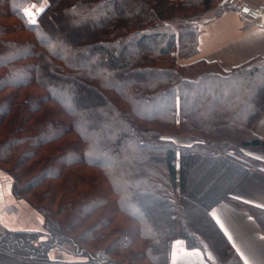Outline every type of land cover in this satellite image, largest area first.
<instances>
[{
  "label": "trees",
  "instance_id": "obj_1",
  "mask_svg": "<svg viewBox=\"0 0 264 264\" xmlns=\"http://www.w3.org/2000/svg\"><path fill=\"white\" fill-rule=\"evenodd\" d=\"M40 1L0 0V164L10 165L16 199L45 184L37 199L58 208L52 211L40 203L35 208L48 235L0 233V263L9 264L4 255L13 252L36 264H78L53 259L63 242L88 259L86 264L94 263L93 252L81 245L104 240L108 234L102 227L109 220L102 214L88 217L113 201L95 174L84 177L89 189L77 190L80 178L63 175L67 159L68 165L101 168L120 211L136 220L142 247L130 249L128 264H168L175 238L211 255L216 264H243L209 210L226 199L247 208L264 231L263 210L228 196L248 167L229 152L264 149V142L249 131L264 110V61L229 72L203 60L175 63L197 52L199 26L237 9L236 0H46L33 24L25 10ZM64 9L71 24L57 18ZM208 10L213 13L206 17ZM45 17L59 25L62 37L51 35ZM174 19L176 30L170 25ZM120 74L130 79L120 83ZM33 87L44 92L35 93ZM90 101L96 104L78 108ZM51 103L69 114V125L65 118H53L50 109L41 111ZM152 106H162L161 112L154 113ZM175 113L178 130L197 135L193 144L177 147L159 132L174 124ZM73 131L81 140L66 138ZM85 153L94 156L85 159ZM196 158L205 166L235 160L236 174L220 194L208 188L202 199L194 197L197 185L190 167ZM25 162L32 163L34 172L22 185L19 177L30 173ZM50 180L56 185L48 186ZM55 215L60 217L54 220ZM116 233L123 248H129L128 232L118 228Z\"/></svg>",
  "mask_w": 264,
  "mask_h": 264
},
{
  "label": "crops",
  "instance_id": "obj_2",
  "mask_svg": "<svg viewBox=\"0 0 264 264\" xmlns=\"http://www.w3.org/2000/svg\"><path fill=\"white\" fill-rule=\"evenodd\" d=\"M236 6H240V9L236 7L224 11L199 26L197 52L185 63L198 60L213 62L222 71L229 72L244 64L264 61V0H236ZM242 7H246L249 12L243 13ZM257 8L262 9L261 15L255 12ZM249 131L264 142V110ZM241 151L256 160L257 164L245 170L231 186L228 196L264 211V149L258 146L242 147ZM209 213L212 219L215 213L222 222L232 239L229 241L225 237L232 247L235 245L233 249L243 264L245 261L248 264H264V231L247 208L238 207L224 199L213 205ZM40 228L39 215L16 199L11 182L0 176V233L38 232ZM177 241L183 244L177 254V264H216L201 249L187 248L181 238L171 241L168 264H173V245ZM184 252H198L200 256H184Z\"/></svg>",
  "mask_w": 264,
  "mask_h": 264
},
{
  "label": "rangeland",
  "instance_id": "obj_3",
  "mask_svg": "<svg viewBox=\"0 0 264 264\" xmlns=\"http://www.w3.org/2000/svg\"><path fill=\"white\" fill-rule=\"evenodd\" d=\"M47 4L46 0H42L39 2L38 5L36 6H30L27 9H33V11H35V9H40V8H44L45 5ZM213 4H217L216 2H213ZM212 4V5H213ZM215 6H213L212 9H214ZM238 9H240V6H237ZM26 9V10H27ZM67 11L64 9L62 11H60V15L57 16L58 19H65L69 22V24H71V20L69 18H67L65 16V13ZM49 13H53V11L49 12ZM213 13L212 10H208V12L206 13V17L211 16ZM178 15V14H177ZM53 20H54V15H53ZM52 18H48L45 17L46 19H49L50 21V33L53 36L56 37H62V34L60 32L61 28L59 27V25L53 23L51 20ZM176 18H178L176 16ZM178 21L176 19L172 20L170 22V25L172 27V29L176 30L178 28L177 25ZM93 24L91 25H87L88 27H86L88 30H91V28H93ZM73 26V25H72ZM79 29V28H77ZM9 36L15 37L16 35H12L10 34ZM19 37V36H17ZM41 41H45L44 37L41 36V38H39ZM89 42V41H88ZM189 57H185V58H179L176 59L175 63L177 66H181V65H185L188 63H185V60H187ZM254 64H260V62L258 63H254ZM23 77L22 74H19V79H21ZM25 77V76H24ZM153 78H155L154 76H152ZM126 79H130V77L124 76L123 74H120L118 76V80L120 83H123V81H127ZM121 80V81H120ZM113 83L117 82L116 80H111ZM49 83V82H48ZM118 83V82H117ZM33 87V89L31 91L35 92V93H43L44 91L42 89H35ZM261 91H263L264 93V87L261 88ZM264 96V94H263ZM96 103L95 102H85V103H81L79 104L78 108H87V107H91L94 106ZM56 106L54 108V106ZM51 106V107H50ZM163 106V105H162ZM162 106H158L155 109V106H152L154 110V113L157 112H161V107ZM252 106V105H251ZM253 106H254V102H253ZM160 108V109H159ZM41 111H45L50 109L51 110V116L53 118H57V119H62L65 118V121L68 123L67 125H69L70 123V119L71 117L69 116V114L66 113L65 110L62 109L61 106H58L57 104L51 103L50 105H43L41 106ZM144 113L146 114V116L149 115V111L144 110ZM39 113H36L35 115H38ZM177 113H175L174 115V124L172 123L170 126L168 125H163L160 128V133L162 134V137L165 139H169L170 141L173 142V145L177 146V147H182V146H188L193 144L195 141V138L197 137V135H193L190 134L189 132L185 133V132H180L178 129L180 127L179 123H178V115H176ZM252 125V124H251ZM158 130H159V125L157 126ZM67 139H71L73 141H79L81 140V135L78 132H70L67 134L66 136ZM59 144V142H58ZM242 148V147H241ZM241 148H239V152L240 154L235 155L232 152H229L231 154V156L241 159L245 164H247V168L255 166L257 164V161L250 158L249 156L245 155L242 153ZM45 153L42 154V156ZM85 159L86 158H91L92 156H94V154H84ZM69 160L65 159L63 161L64 163V173L63 175H67L71 180H76L77 177L80 178L79 179V186L77 187V190H84L87 189L89 186L86 183V179L84 178L87 175H98L100 181L97 183L98 185L101 186V189L104 190L106 193L109 192L108 198H110L113 201V204L108 205L107 207H103L102 208H97L92 212V216L88 217V218H96L99 215L101 216L104 215L105 219L109 220V223L107 226H103L102 227V232L108 234L106 235L105 239L102 240L101 242L98 243H94L91 245H81L85 250H87L88 252H94L98 251V250H102L105 251L104 253L113 261L111 264H128L127 262V257L129 254L130 249L133 250H140L142 247V241L139 240L138 236L136 235V227H137V222L136 220H133L132 217H130L129 215L122 213V211H120L119 207L116 205V198H115V193H114V188L111 186L110 182L106 181V178L103 177V174L101 172V168L98 167V169H90V168H85L84 166H82L81 164H75V165H68ZM227 161H221L220 163H215L213 165H204L205 163L202 161V159L200 158H196V161H194L191 164L190 167V176L191 179L193 180V182L197 185V188H195L194 190V197L198 196L201 197V199L205 196V190H207L208 188L211 189L213 188L214 193L213 195H217L220 194L226 187V185L232 180V178L235 176L236 174V167L234 166V164L232 162H234L233 160H228ZM30 162H25V164H23V167H26V170L29 173V175L27 177H19V182L23 183L22 185L25 184V182L27 181V178L31 177V174H33L34 170L31 167ZM239 163V162H238ZM101 165L104 164V161H102L100 163ZM9 166L10 165H5V164H0V176L3 179L9 180L11 182V189H12V177L11 175L7 172L9 171ZM22 167V168H23ZM31 168V169H30ZM57 168H53L52 169V173L56 174L57 172ZM207 170V171H206ZM205 171V172H204ZM16 174V172H15ZM70 175V176H69ZM77 182V181H76ZM51 183H54L53 180H50V182H47V185H51ZM53 186L56 184H52ZM51 185V186H52ZM90 188V187H89ZM88 188V189H89ZM44 189H47V186L44 185H40L38 187H36L34 190L32 191H26V192H22V198L18 199L20 200L25 207H27L30 211L37 213L40 217V222H41V228L40 231H38L41 235H48V233L46 232V230H44L43 228V217L40 214L39 211H37L35 208L37 205L40 204H45L47 206L48 209L52 210V211H56L57 210V205L55 203H52V205H49L47 202V200H38L37 196L41 193V191H43ZM208 189V190H209ZM34 196H36V198H34ZM74 197V196H71ZM197 198V197H195ZM209 199V198H206ZM205 199V200H206ZM154 201V200H153ZM43 202V203H42ZM146 213V211H145ZM90 216V215H89ZM145 216H147V213L145 214ZM60 216L59 215H55L54 220L58 219ZM195 227V225H193ZM119 229H124L126 230L128 233V240L130 241L129 248H123V243L121 242L120 238L118 239L117 237H121V235L119 236L118 233L114 234L115 231H118ZM117 229V230H115ZM27 232V231H26ZM28 232H33V231H28ZM75 233V231H74ZM126 234V235H127ZM67 235L71 236L72 238L75 237L73 236L72 233H68ZM117 238V239H116ZM119 240V241H118ZM117 241V242H116ZM76 242V241H75ZM112 244V245H111ZM110 245V246H109ZM109 247V249H108ZM58 252V256H55V253ZM93 254H91V257L93 258ZM6 255V256H5ZM4 257L6 258L7 261H9V264H36L33 261H26L23 258L18 257V255H14L13 252L9 255V254H5ZM52 256L53 259L57 260V261H62V262H68V263H84L86 264V262H88L89 260L86 259L85 257L80 255L79 251H76V249L70 244V243H66L63 242L62 244H60L59 249H55L52 252ZM4 258L2 259V261H6ZM94 260V258H93ZM94 263L89 262V264H95V260L93 261ZM1 264V263H0ZM4 264V263H3Z\"/></svg>",
  "mask_w": 264,
  "mask_h": 264
},
{
  "label": "snow or ice",
  "instance_id": "obj_4",
  "mask_svg": "<svg viewBox=\"0 0 264 264\" xmlns=\"http://www.w3.org/2000/svg\"><path fill=\"white\" fill-rule=\"evenodd\" d=\"M42 11H43L42 8L35 9V11H33V9H27V10H25V15L29 18L31 23L35 24L36 23L35 16L38 15L39 13H41ZM212 215H213V219H215L216 223L220 226V229L224 232V235L228 237L229 241H231L232 238L228 234V232L224 229V225L222 224V222L219 220V218H217L215 216V213H213ZM233 247H235V245H233ZM182 248H183V244L179 241H177L176 244L173 245V264H177V254L181 251ZM183 255L184 256H194L197 258H199V256H200V254L198 252H193V253L184 252ZM209 259L214 260V258L211 257V255H209ZM245 264H248V262L245 261Z\"/></svg>",
  "mask_w": 264,
  "mask_h": 264
},
{
  "label": "built area",
  "instance_id": "obj_5",
  "mask_svg": "<svg viewBox=\"0 0 264 264\" xmlns=\"http://www.w3.org/2000/svg\"><path fill=\"white\" fill-rule=\"evenodd\" d=\"M255 12L259 15L263 13L261 8H257ZM55 256H58V252L55 253ZM93 258L95 264H111L113 262L102 250L95 251Z\"/></svg>",
  "mask_w": 264,
  "mask_h": 264
},
{
  "label": "water",
  "instance_id": "obj_6",
  "mask_svg": "<svg viewBox=\"0 0 264 264\" xmlns=\"http://www.w3.org/2000/svg\"><path fill=\"white\" fill-rule=\"evenodd\" d=\"M241 11H242L243 13H248V12H249L248 9H247L246 7H242V8H241Z\"/></svg>",
  "mask_w": 264,
  "mask_h": 264
}]
</instances>
